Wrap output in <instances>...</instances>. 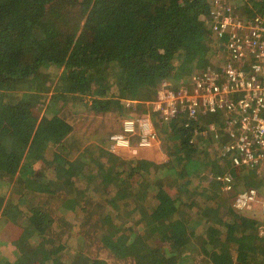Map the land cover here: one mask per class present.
Instances as JSON below:
<instances>
[{"label": "trees", "instance_id": "1", "mask_svg": "<svg viewBox=\"0 0 264 264\" xmlns=\"http://www.w3.org/2000/svg\"><path fill=\"white\" fill-rule=\"evenodd\" d=\"M232 1L241 5V17L264 8V0ZM210 9L211 0H0V214L19 226L9 242L16 251L11 264H186L193 251L205 250L215 255L211 264H264V249L256 245L264 247L258 232L264 222L231 205L221 223L203 227L204 197H181V204L197 205L194 214L158 201L162 222L172 225L166 232L139 211L149 193L163 189L160 175H186L191 159L202 160L203 180L214 186L212 138L189 141L201 128L199 119L185 127L159 119L146 104L161 84L189 86L208 64L209 44L219 42L209 31ZM74 27L88 39L86 51L77 47ZM51 67L61 75L34 128L35 110L47 98L36 86L50 84ZM20 83L27 85L24 92ZM128 101L137 103L138 114L151 112L168 160L120 157L98 144L71 160L62 142L70 130L60 111L129 116ZM214 119L203 116V122ZM41 158L47 167L36 166ZM80 184H86L85 200L76 194ZM14 185L20 196L8 200ZM172 212L179 218L171 223ZM6 261L0 256V264Z\"/></svg>", "mask_w": 264, "mask_h": 264}, {"label": "built area", "instance_id": "2", "mask_svg": "<svg viewBox=\"0 0 264 264\" xmlns=\"http://www.w3.org/2000/svg\"><path fill=\"white\" fill-rule=\"evenodd\" d=\"M235 9L228 0H211L209 31L226 53L223 59L216 51L224 61L221 71L206 65L191 78L189 86L163 84L147 104L159 119L183 122L185 127L190 120L198 121L200 115L215 118L204 128L197 127L189 141L201 135L222 139L218 156L221 162L228 157V162L225 172L215 176L220 190L230 194L235 211L254 212L264 220V8L243 17ZM151 112L123 119L120 132L109 137L108 150L149 158L160 145ZM220 118L222 124L216 126ZM233 170H245L246 175L253 172L260 184L236 188Z\"/></svg>", "mask_w": 264, "mask_h": 264}, {"label": "rangeland", "instance_id": "3", "mask_svg": "<svg viewBox=\"0 0 264 264\" xmlns=\"http://www.w3.org/2000/svg\"><path fill=\"white\" fill-rule=\"evenodd\" d=\"M230 1L232 4H234L235 6H239V8H236V13L239 14V12L242 11V9H240V4L239 3H234L232 0H228ZM75 29V33L74 36L76 38V42H77V47H79L81 50L86 51V47L85 45L88 44V39L86 38V36L84 35V33L82 32V29L79 27L76 29V27H74ZM218 43V45H217ZM217 45V46H216ZM214 46V48H219L220 53L222 54L223 59L226 56V53L223 51V45L220 44V42H214V43H210L209 44V48H211L209 55H208V59H207V65H209L213 70L220 72L221 69L224 66V61H220V59L217 57V53L213 52L212 47ZM88 50V49H87ZM182 56V55H181ZM181 56L178 57V59L181 58ZM61 68H55V67H51L49 68V82L50 84L46 83L45 80L39 81L37 84V89H42L44 94L47 95L46 101L43 105H38L34 115L36 116L37 120L34 123V128L36 127L38 120H40V118L42 117V115H44L45 113V106L47 104V101L49 100L50 96L53 94V85L54 83L57 82L59 76L61 75ZM47 84V85H46ZM163 84H167L169 87H172L173 82L172 81H167V83H163ZM161 84L158 88H161V86L163 85ZM26 84L24 83H20L17 86V89L19 91H23V89H26ZM151 102V101H149ZM148 102H146L147 104ZM128 104L130 105V107L132 108V110L129 113V116L132 115H143V114H138L137 113V109L139 108V106L137 105V103L135 101H128ZM7 112V111H6ZM7 114V113H6ZM145 114V113H144ZM60 116L65 120V122L67 123V125L69 126V134L63 139V144L66 148V150H68L67 154L68 156L71 158V160H73L76 156H74V151L76 149V152L79 153V151H81L82 148H84L86 145L91 144L93 142H97L100 144L99 140L102 138H109L112 135H115L117 133L120 132L121 130V126H122V121L123 119L129 117V116H118V115H108V116H93V115H87V114H79V113H75L73 111V109L70 111L69 107H65L60 111ZM221 120L219 122H216V126H219V124H222V118H220ZM214 120H208L207 122H203V117L199 116V121L198 124L201 128H204V124L211 122ZM204 123V124H203ZM158 135V134H157ZM159 138V137H158ZM208 138V137H206ZM200 138H193L192 142H195L196 140H198ZM160 140V139H159ZM164 140L167 143V147L169 149L170 148V144H169V135H165ZM222 141V139H221ZM216 139H212L208 145L209 148H212V146L215 149V157L217 158V162H213V166H214V172L212 174V176L214 177L215 180V176H217L218 174L225 172L224 170L227 168L226 164L228 162V160H226L228 157H226V159L221 162V159H219L218 156V149L221 148L222 142ZM191 142V143H192ZM214 144V145H213ZM201 146V143L198 144V146ZM107 146V144H106ZM45 148L43 146H39V151L40 152H44ZM154 152L152 154H150L151 160L156 161L157 163L163 162L167 159V156L164 154V150L161 148V143L158 147H155ZM110 152V151H109ZM120 157H122L121 155H119ZM123 157H129V156H123ZM143 158V157H141ZM145 158V157H144ZM202 158V156H201ZM148 159V158H147ZM202 160L199 159H191L188 162H186V164L184 165L185 167V171H186V175H176L173 179H163V174L160 175L159 179L162 182L163 186H161L163 189H156L154 192H151L148 194L144 204H142L139 207V211L142 214L143 217H148V219L153 218L155 221V228L160 231H167L168 228L170 226H172L170 223L166 222H162L161 219V215L159 213V211L156 209L155 203H158V201H163L166 205L168 204H172L174 207H178L179 209H185L184 211H189L190 214H194V210L195 207L197 205H194L193 207L189 208V205L192 203L190 201H187L185 203L182 202L181 204V197L184 196L185 194H188L189 197L193 196V194L195 195H199L201 197H204L205 199H201V214L199 215L201 217V226L203 227H209L213 224L216 223L217 219L220 218V223L223 221L222 218H224L225 214L227 213V209L228 206L231 203L230 200V194L229 193H225L222 192L221 190L217 191L219 188V184L215 181H213L214 186L210 185L209 183H205L203 180V177L205 175L206 172V166L204 165V163L201 162ZM36 166H42V167H47L48 163L44 161L43 158H41L38 162H36ZM244 172V173H243ZM246 172L245 170H237V175H235L234 180H233V185L238 188V189H244L247 184L248 185H258L259 183V179H256L255 177L250 178L252 180H247V176H254L253 172H250V174H248L246 176ZM243 173V174H242ZM243 176H246L245 179L247 180V184L245 179H243ZM206 177V176H205ZM192 178V182L191 183H184L186 182L187 179ZM201 181H200V180ZM166 180V181H165ZM194 180V181H193ZM164 182V183H163ZM184 183V185H183ZM195 186V188H201L202 191H204V194H201L202 191H198L195 189H192V186ZM203 186V187H202ZM77 191L76 194L78 196L79 199L81 200H85L87 199L88 196V191L86 190V184H80L77 186ZM189 189V190H188ZM191 190V191H190ZM193 190V191H192ZM124 193H121L122 196H124ZM120 195V196H121ZM211 195H213L214 197H211ZM7 199L10 200L12 198H17L20 196L18 188H16V186H11V188H9V190L7 191ZM130 200V198H128ZM203 200V201H202ZM33 202V201H31ZM83 202V201H82ZM215 204V205H213ZM155 206V207H154ZM168 208V207H167ZM145 211V213L143 212ZM253 213V212H252ZM145 214V215H144ZM256 215V213H255ZM256 217H258V215H256ZM179 218V214H177L176 212H172L169 214L168 216V220L172 222H174L176 219ZM20 219V218H19ZM21 220V219H20ZM258 220L261 222H264V220L260 219L258 217ZM15 222L14 220H11L8 217H4L0 214V256H6V258L8 259V261H6V264L9 263H13L15 260V256H16V251L14 248H12L9 245V242L11 240V238L16 237L19 233V226L18 224H14L11 223ZM169 221V222H170ZM218 221V222H219ZM16 223V222H15ZM18 223V222H17ZM263 228H264V223H263ZM155 229V230H156ZM169 232V231H168ZM262 234L264 235V230L261 231ZM218 235V234H216ZM216 237V236H215ZM217 238V237H216ZM205 240H203L201 242V247L204 245ZM226 241H222L221 243L225 244ZM75 244L77 242H74ZM257 250L260 251L262 249H264V247L262 246V244L257 242ZM195 249V248H194ZM104 251H100V256L103 257L104 256ZM206 256V257H204ZM215 255L213 252L211 251H206L205 250V254L201 253H196L195 251L192 252L191 254V258H189L186 262V264L190 263V264H211V262H215ZM233 264H236V261H234ZM247 264H254V263H247Z\"/></svg>", "mask_w": 264, "mask_h": 264}, {"label": "crops", "instance_id": "4", "mask_svg": "<svg viewBox=\"0 0 264 264\" xmlns=\"http://www.w3.org/2000/svg\"><path fill=\"white\" fill-rule=\"evenodd\" d=\"M64 139V138H63ZM108 141H109V138L107 139V138H102V139H100L99 140V142H100V144L99 143H97V142H93V143H91V144H98L99 146H101L102 148H104L105 150H107V151H109L108 150V148H107V146H106V144L108 143ZM62 142H63V140H62ZM64 145V144H63ZM66 152H68V150H66ZM80 152V151H79ZM154 152V150H152L151 151V154ZM112 153V152H111ZM78 154V152H76V149H75V151H74V156H76ZM76 158V157H75ZM74 158V159H75ZM129 158V157H128ZM144 158V157H143ZM71 159V158H70ZM144 159H147V158H144ZM148 159H151L150 157L148 158ZM245 177V176H244ZM243 177V178H244ZM231 200V199H230ZM230 205H231V203H230ZM241 215H243V216H245V217H251V218H254V219H257L258 220V217H256V215H255V213L253 212H247V211H245V212H239ZM263 223V222H262ZM263 227V224H261L259 227H258V232H259V234H262V232H261V228ZM263 230H264V228H262Z\"/></svg>", "mask_w": 264, "mask_h": 264}]
</instances>
